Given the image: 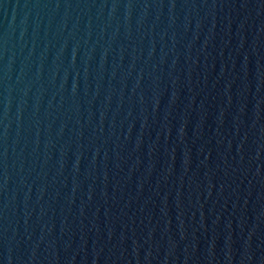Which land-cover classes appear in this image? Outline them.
Wrapping results in <instances>:
<instances>
[{"label":"water","instance_id":"1","mask_svg":"<svg viewBox=\"0 0 264 264\" xmlns=\"http://www.w3.org/2000/svg\"><path fill=\"white\" fill-rule=\"evenodd\" d=\"M0 264H264V0H0Z\"/></svg>","mask_w":264,"mask_h":264}]
</instances>
